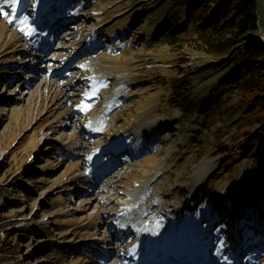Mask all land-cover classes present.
I'll use <instances>...</instances> for the list:
<instances>
[{"label":"rangeland","instance_id":"rangeland-1","mask_svg":"<svg viewBox=\"0 0 264 264\" xmlns=\"http://www.w3.org/2000/svg\"><path fill=\"white\" fill-rule=\"evenodd\" d=\"M113 1L119 0H95L78 5L80 7L91 5L92 8L100 11V15L94 16L79 9L78 15L81 17L78 22L70 26L68 30L70 36L66 38L63 36V40L54 41L57 48L65 49L62 52L63 56H58L60 53L56 55L62 63L59 61V66H53L52 60L55 55L50 54L51 62L47 65V73L36 75L40 66V54L37 57L29 50L34 42L26 40L19 27H15V19L17 20L18 17L11 15L10 0L7 5L5 0H0V5H5L2 10L9 13L8 16H0V229L6 226L0 230V235L3 237L6 231L20 227L37 231L32 239H23L22 242L15 238L17 233L12 231L14 238L11 240V246L16 249L14 252L0 249V264H92L91 262L169 264L168 257L148 263L145 254L137 263L125 259L130 257L129 248H135L133 237H123L113 229L110 231L113 217L118 218L120 225L133 228H149L154 221L162 223L164 235L158 244L173 255L172 259L176 262L185 260V264H202L210 260L215 254H207L204 251V248L212 244L210 238L203 237L202 231L198 234L185 232L182 237L179 235L180 241L173 244L167 240V236L181 224L178 217L180 212L176 213L177 215L172 212L175 207L173 201L167 204L163 180L159 181L156 178L148 180L153 175L154 167L151 168V165L154 162L157 167L161 164L166 166V170L172 175L167 189L171 188L176 195L182 186L189 189V180L196 167L212 168L219 160L228 173L220 177L219 186L215 189L216 196L209 198L210 202L201 210L200 215L207 219V223L221 222L225 219L224 213L231 210L233 204L236 206L235 210L229 213L231 218L227 223H223L220 229L214 230L213 224L209 223L206 232L211 233L220 253L227 252L229 247V252L232 254L241 244L237 229L233 231L234 221L236 227L241 229L244 227L245 217H251L252 231L246 230L243 235L249 237L255 234L258 223L251 205L256 202L250 200L248 192L245 191L243 195L233 198L234 186L229 184L227 178L238 163L235 173L240 172V167H245L243 173L246 175L249 167H257L258 175L264 176V145L259 146L256 139L261 134L250 138L248 153L240 150L234 156H229L217 154L215 149L208 150L207 153L212 155H204L200 152L204 145L195 141V138L206 137L207 124L212 127L213 133H221L228 127L230 130L236 127L234 118L242 113L239 110L236 94L232 90H220L215 80H212L194 88L195 96H192V101H199L202 98V101L211 108L209 114L214 112L213 117L206 116L204 120L198 118L193 119L194 122H181L179 109L168 113V110L159 104L160 95L163 96L160 83L157 81L153 90L150 79L156 73L168 75V71L163 70L171 67V64L167 63L181 60L182 55L188 54L187 52L180 54L173 49L167 50L162 47L163 44H159L157 33L163 27L160 22L154 24V28L147 32L148 39L139 36V39L133 40L132 36L138 33L141 18L132 28L135 22L133 19L130 20V24L125 18L122 21H115L122 14L115 17L110 15L114 11ZM133 1L135 4L129 11H133L135 5L140 2V0ZM258 1L264 18V0ZM147 3L144 2V10H148L156 1L150 6H147ZM101 11L105 14L103 18ZM152 17L157 21L155 16L149 14L144 21V29L149 27ZM9 20L12 22L9 23ZM93 34H95L94 38ZM262 34L264 39V30ZM74 38L79 41L78 51L69 48ZM84 49L86 50L84 58L77 61L68 73L62 74L61 71L65 66ZM159 49L160 52L165 51V53H159ZM30 56L36 57L32 65L29 63ZM189 57L190 61L185 67L191 69L188 71L194 72L208 67L215 61L211 57L197 53H192ZM159 60L163 63H156ZM29 66L33 67V72L25 74ZM94 68L98 72L94 73ZM86 71L88 76L84 75ZM224 73L225 71L220 72L215 78L220 79ZM14 74L17 81L14 80ZM53 74L59 75L60 78L64 77V81L71 86L69 92L64 91V81L59 77L54 78L49 85ZM202 74L207 75L208 68L204 69ZM37 78L41 86L36 85L31 88L32 82ZM83 81L86 83L83 84ZM211 87L214 89L209 92ZM111 90L117 91V94L120 93L119 90L124 94L128 93V98L123 103L119 100L115 101L113 109L107 110L106 105L110 100L106 96ZM197 91H204L206 94H196ZM16 92L19 96L15 95ZM98 92L104 95L100 101H96L95 94ZM124 94L120 97H124ZM145 97L149 98V103L140 106V99ZM213 97L217 99L214 108H212L215 103ZM95 104H98L95 107L97 112H111L114 108L119 110L111 118L105 119L104 125L97 129V137L92 138L82 133L88 118L83 114L79 116V112L83 113ZM152 108L164 116L161 118L160 115H149ZM73 113L77 116L71 127ZM133 120L136 126L129 128L124 126L132 124ZM105 130L109 132L104 135ZM246 131L241 130L236 135L241 137L240 142L247 139L242 136ZM137 132L144 140L155 137L156 144L147 156L134 159L132 167H121L102 182L97 176L89 175L92 168L88 164L94 157V152L98 151L99 156L104 151V147L118 140L125 142ZM107 135L117 137L111 142ZM228 137L226 136L224 141ZM199 147L201 148L198 151ZM32 153L37 156L33 155L34 159L30 162ZM158 157L159 160L156 159ZM228 157L230 158L226 160ZM46 159V165L40 164ZM34 160H37V166L34 165L36 163ZM194 162L196 165L191 166ZM31 168L34 169L33 173H30ZM36 173L38 175L33 178ZM19 179L22 189L17 192L11 182L18 185ZM221 180L223 184L220 183ZM126 184L132 187L125 193L126 200L124 198L120 200L119 196L124 194L121 191ZM78 188H80L79 193L73 191ZM219 188L227 190L225 196L218 194ZM204 196L207 197L206 194ZM215 199H219V204L213 207ZM8 201L13 202V207ZM23 205L24 210H22ZM118 210L120 212H117ZM51 235L53 237L50 239ZM54 235L63 241V247L67 241L74 242L79 238L93 236L97 246L86 248L81 253H60V249L58 247L54 249L53 244L49 242V240L54 241ZM114 235L118 236L115 241L112 240ZM125 242L129 243L128 247L124 246ZM90 246L93 247V244ZM111 251L114 252L105 256ZM89 254L95 256L88 263L86 258ZM258 262L252 260L251 264Z\"/></svg>","mask_w":264,"mask_h":264},{"label":"trees","instance_id":"trees-1","mask_svg":"<svg viewBox=\"0 0 264 264\" xmlns=\"http://www.w3.org/2000/svg\"><path fill=\"white\" fill-rule=\"evenodd\" d=\"M153 1L156 3L148 10H144V2H148L147 6H150ZM259 9L257 0H140L137 12L134 13V15L139 13L145 20L149 14L155 16L157 21L152 17L149 27L145 30L154 28L156 23H162L164 34L161 39L164 48L173 49L180 54L184 52L188 54L182 55L181 60L167 63L171 64V67L163 70L168 71V75L156 74V81L160 83L165 104L170 111L175 108H180L186 113H189L190 109L201 113L204 108L211 110L202 98L199 101H192V96H195L194 88L212 80H215L220 90H232L237 96L239 110L242 113L234 118L236 127L231 130L228 127L221 133H213L209 125L207 127L209 133L203 140V149L200 150L204 155L210 149H215L217 154L229 156H234L240 150L248 153L250 138L258 134H261V138H256L257 144L264 145V46L244 43L245 39L258 30ZM140 10L144 11L140 12ZM146 32L144 31L143 34ZM133 38V40L139 39V34ZM192 53L211 57L215 61L197 72L188 71L191 69H186L185 64ZM159 62L163 63L161 60ZM207 68L208 74L203 75V70ZM223 71L225 73L217 80L215 76ZM212 89L214 88L211 87L209 92ZM196 94L205 95L206 92L197 91ZM213 99L215 103L212 108L217 104V99L215 97ZM213 115L214 112H211L207 116L213 117ZM241 130H247L242 135L247 139L240 142L241 137L236 135ZM232 133L234 135H231ZM226 136L229 137L224 141ZM256 155L258 156L259 153ZM20 183V179L18 185L11 182L17 192L22 189ZM8 202L13 207V202ZM24 209L23 205L22 210ZM12 231L17 233L15 238L20 239L21 242L23 239H32L37 234L33 229L22 227L6 231L3 237L0 235L2 251H15L16 248L11 246V240L14 238Z\"/></svg>","mask_w":264,"mask_h":264},{"label":"bare ground","instance_id":"bare-ground-1","mask_svg":"<svg viewBox=\"0 0 264 264\" xmlns=\"http://www.w3.org/2000/svg\"><path fill=\"white\" fill-rule=\"evenodd\" d=\"M258 1V0H257ZM264 3V2H263ZM258 5H259V8H260V4H259V1H258ZM31 6H28V8H30ZM261 9V8H260ZM259 9V13H260V19H259V21L260 22H258V30L254 33V34H251L247 39H245L244 40V43L245 44H254V45H261L262 44V46H264V39H262V33H263V30H264V18L262 17V14H261V10ZM50 14H52V12H49L48 13V15H50ZM56 24H54V26H55ZM70 26H71V24H68V26H66V27H64L63 28V30L62 31H60V33H59V36H58V38L56 39V40H63V36H65V38L66 37H69L70 35L68 34V32H65V30H68V29H70ZM68 34V35H67ZM64 38V39H65ZM79 45V41L76 39V38H74L72 41H71V44H70V50H72V51H78V49H77V46ZM36 51V50H35ZM65 51V49H62V48H57L56 46L54 47V48H52L51 49V51L50 52H48L47 54H46V57L44 58V60L41 62V64H40V66H39V68L37 69V72L35 73L36 75H39V74H41V73H47V71H48V64L47 63H49V62H51V59H50V56L53 54L54 55V53L55 52H57V53H60L58 56H63V54H62V52H64ZM85 52H86V50L84 49V50H82L75 58H73V60L67 65V66H65V69L63 70V71H61V73L62 74H66V73H68L70 70H72L73 69V66L75 65V63L77 62V61H81L83 58H84V54H85ZM51 54V55H50ZM58 56H55L54 58H53V60H52V63H53V66H59L60 65V62L57 60V57ZM35 59H36V57H33V56H30V60H29V63L32 65L33 64V62L35 61ZM33 67L32 66H29L28 68H27V70H26V73L25 74H30V73H32L33 72ZM59 77V75H52L51 76V81H50V83H49V85H51V83H52V81H53V79L54 78H58ZM60 78V77H59ZM22 80V79H21ZM60 80H63L64 81V77H62V78H60ZM83 84H85V82H83ZM36 85H40L41 86V82H40V80L37 78V79H35L33 82H32V84H31V88L33 87H35ZM70 84L68 83V82H66V81H64V87H63V89H64V91H70ZM15 95L16 96H19V93L18 92H16L15 93ZM77 115L75 114V113H73V114H71V120L73 119V121H71V127H73V125H74V118L76 117ZM79 116H81L80 115V113H79ZM82 133L84 134V133H86V134H89L92 138H96L97 137V134H98V132H97V129H96V124H91L89 127H87V128H84V129H82ZM112 229H114V227L113 228H110V230H112ZM131 234H129V236H130ZM144 252V250L142 249V250H140V252ZM163 253H160V255H159V257L158 258H161V257H163L164 255H162ZM226 255V253H223V254H219L217 257H221V256H225ZM211 262V261H210ZM210 262L209 263H205V264H210Z\"/></svg>","mask_w":264,"mask_h":264},{"label":"snow or ice","instance_id":"snow-or-ice-1","mask_svg":"<svg viewBox=\"0 0 264 264\" xmlns=\"http://www.w3.org/2000/svg\"><path fill=\"white\" fill-rule=\"evenodd\" d=\"M21 2V0H10V5H11V15L13 17H15L16 12H17V4H19ZM9 3V0H5V5H7ZM5 5H0V16H8L9 13L4 12L2 9ZM12 21L9 20V23H11ZM24 21H22L23 23ZM21 31H23V29H21Z\"/></svg>","mask_w":264,"mask_h":264}]
</instances>
